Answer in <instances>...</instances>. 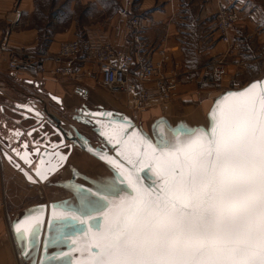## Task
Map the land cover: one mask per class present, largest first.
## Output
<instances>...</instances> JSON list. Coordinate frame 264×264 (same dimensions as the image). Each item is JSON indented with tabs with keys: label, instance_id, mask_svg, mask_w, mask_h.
<instances>
[{
	"label": "crops",
	"instance_id": "1",
	"mask_svg": "<svg viewBox=\"0 0 264 264\" xmlns=\"http://www.w3.org/2000/svg\"><path fill=\"white\" fill-rule=\"evenodd\" d=\"M218 2L232 6L240 15L239 24L230 32L234 50L228 59L226 76L221 81H216L208 69L213 60L229 49L215 32ZM136 17L142 18L146 25L148 49L144 59L158 61L159 55L154 50L162 48L170 56V62L164 68L165 75L170 76L176 67L180 80L179 97L172 104L136 112L130 106L132 93L126 95L123 92L117 99L110 97L100 88V75L91 65L81 67L79 64L78 71L71 78L53 74L56 69L53 58L60 46L77 39L106 42L118 50L133 53L130 21ZM4 45L8 51L0 54V200L4 205L0 209V264H19L8 217L11 224L24 220L26 215H35L28 210L38 206H43V213L46 208L42 240L49 234L52 245L53 242L58 244L60 252L65 253L56 260L75 264L81 253L70 251L73 241L86 242V232L95 230L92 225L101 220L96 213L90 214L92 219L81 216L78 190L93 187L99 178L113 175L114 171L87 153L77 143L80 140L75 138L72 141L51 125V134L57 137L51 142H57L56 149L68 159L63 169L47 180H39L34 169L24 164L12 149L23 141L32 149L31 143L39 138L45 143L47 134L43 130L41 134L34 132L38 117L42 116L41 108L59 112L62 118L58 117L61 124L57 126H67L65 129L70 135L82 137L83 146L92 149L103 148V141L99 137L101 142L94 143L78 130L79 126H84L96 134L92 126L82 123L81 109L106 110L115 116L122 115L135 130H142L154 143L160 132H167V128H154L153 122L161 117L173 127L178 122L192 127H208L218 97L222 100L227 91H235L264 77V66L258 55L264 45V0H0V47ZM10 61L18 65L14 74L9 70ZM133 75L134 70L132 80ZM52 97L59 99L60 103ZM25 105L28 107H23ZM29 107L32 111L28 110ZM121 107L129 108L133 113ZM17 129L22 132L19 137L15 135ZM30 131L33 132L31 138L28 137ZM45 149L41 146L40 151ZM15 164L20 168L17 169ZM98 166L106 171L100 174L95 169ZM25 172L36 182L29 181ZM148 172L143 178L154 187L149 183ZM116 183L127 192L131 191L126 183L120 184L119 180ZM49 193L55 198L40 202L43 197H49ZM51 211V221L55 222L49 224ZM54 211L56 216H53ZM82 220L86 222L82 223ZM31 223V219L24 221L21 229L30 227ZM34 236L19 239L30 264L35 258L38 264L42 253L41 245L37 257H34L32 250L35 247L31 248Z\"/></svg>",
	"mask_w": 264,
	"mask_h": 264
},
{
	"label": "snow or ice",
	"instance_id": "2",
	"mask_svg": "<svg viewBox=\"0 0 264 264\" xmlns=\"http://www.w3.org/2000/svg\"><path fill=\"white\" fill-rule=\"evenodd\" d=\"M79 112L85 122L86 116L114 120L109 112ZM122 119L115 136L104 130L103 119L96 121L108 143L115 142L116 156L102 149L89 151L107 161L114 174L78 190L81 216L92 219L90 214L96 213L102 223L97 220L95 230L86 232V242L73 241L70 251L81 253L75 264H264V79L229 90L222 100L218 97L208 127L183 122L173 127L159 118L154 128L167 132H160L155 143ZM124 125L133 129L130 134ZM15 135H21L18 129ZM12 151L39 180H47L67 159L63 153L45 150L34 165L27 151ZM33 151L40 155L39 147ZM52 155L55 164L44 160ZM45 164L50 166L42 169ZM145 166L158 177L157 187L140 183L138 173ZM117 180L131 191L120 188ZM28 211L35 215L12 225L18 239L34 236L43 222V206ZM30 219V227L22 230L21 224ZM21 254L27 252L22 249Z\"/></svg>",
	"mask_w": 264,
	"mask_h": 264
},
{
	"label": "built area",
	"instance_id": "3",
	"mask_svg": "<svg viewBox=\"0 0 264 264\" xmlns=\"http://www.w3.org/2000/svg\"><path fill=\"white\" fill-rule=\"evenodd\" d=\"M215 32L228 51L219 58L213 60L208 69L216 81H221L226 76L228 59L234 50L230 32L239 24L240 15L238 10L224 2H218L216 9ZM254 19V18H253ZM134 52L129 53L116 49L109 43H94L86 39H77L63 43L53 61L56 69L55 76L71 78L81 67L91 65L96 67L101 85L111 93L131 92V108L136 112H146L148 109L158 106L167 107L179 97L180 80L176 74V67L170 76H166L164 68L170 62V56L165 49L158 48L154 52L159 55V60L153 62L144 59L148 49L145 40L146 25L142 18L136 17L130 21ZM4 45L0 47V54L7 52ZM259 60L264 66V45L258 51ZM9 70L14 74L18 65L14 61L9 62ZM134 70V80L131 79ZM4 205L0 201V209ZM12 231V224L8 217ZM17 254L19 264H28L23 261L14 237L11 239Z\"/></svg>",
	"mask_w": 264,
	"mask_h": 264
},
{
	"label": "water",
	"instance_id": "4",
	"mask_svg": "<svg viewBox=\"0 0 264 264\" xmlns=\"http://www.w3.org/2000/svg\"><path fill=\"white\" fill-rule=\"evenodd\" d=\"M263 79H264V77H263ZM52 99H53L55 102H59V103H60L59 99H57V98L54 99V97H52ZM87 111H88V110H87ZM98 111H103V112H109V113H112V114H113V117H114V120H113L112 118H109V117H103V118H101V117H99V116H86L87 122H85V119L83 118L82 123H83L84 125L87 124V125L92 126V127L94 128V129H93L94 132H95V133H96V134L102 139V141H103V143H104V144H103V148H98V149H102L104 152H107V154H108L109 156L115 157V156H116V153H115V151H114L115 142L113 141V143H108L106 136H102V135L100 134L99 126L96 124V121H97L98 119H103L104 122H105V124H106V127H105L104 130H105L106 132H108L109 134L115 136V135H119V134H120V128H121V125H123V119H122V118H124V117H123L122 115H117V116H115L116 114L113 113V112H111V111H106V110H98ZM98 111H88V112L96 113V112H98ZM81 114H82V113H81ZM82 115H84V114H82ZM51 119H52V121H53L54 123H56L57 125H60V124H61L60 120L57 119L56 117L51 116ZM110 120H112L111 123H109ZM130 124L133 126V124H132L131 122H130ZM133 127H134V126H133ZM40 128H42V129H41V130H40V129H35L34 132H38L39 134H41V133H42L41 131L44 130V125H41ZM124 128L129 132V134L131 133V130H132V129L127 128V125H124ZM57 132H58V131H57ZM29 133L32 134L33 132L30 131ZM21 134H22V132H21ZM31 136H32V135H28V137H30V138H31ZM72 139H73V138H72ZM41 140H42V139L39 138L37 141H33V142L31 143V145H32V147H33L32 149L29 148V144H28L27 142H25V141H23V142L21 143V145H18V146L14 147V148L17 149V150H18L19 152H21V153H24L25 151H27V152L30 154V158L33 160V164H34V165L40 163V157L43 156L45 150H47V152L50 153V154H54L55 152H60L59 150L56 149V148L58 147L59 144L54 143V142H51L49 139H46V143H42V142H40ZM72 141H75V138H74ZM37 142H38V143H37ZM25 143L28 144V148H27V149L23 148V145H24ZM77 143H78V142H77ZM62 144H64V143L62 142ZM78 144H79V143H78ZM79 145H80L82 148H85L87 153H89V154H91L92 156L98 158L100 161H102V163L106 164L107 166H109V168H111V166L107 163V161L100 159L99 156L95 155L93 152H90V151H89V148H86L85 146H83V145H81V144H79ZM41 146H42V147H45L46 149H45L44 151H40V155H37V154L33 151V149H34L35 147H39V149H40ZM14 153L16 154V152H14ZM60 153H61V152H60ZM16 156H18V155L16 154ZM18 157H19V156H18ZM66 157H67V159H68V156H66ZM19 158H20V157H19ZM67 159H66L65 161H60L59 164H58L57 167H56V170L53 171V172H50V173L48 174V177L54 175L55 173H57L58 171H60L61 169H63L64 166H65V164H66ZM44 160H45V161L51 160L53 164L56 163V158H55L54 155H52V156H48V157H44ZM22 162L24 163L23 160H22ZM24 164H25V163H24ZM26 165H27V164H26ZM28 166H29V165H28ZM48 166H50V165H47V164H45V165H41L42 169L45 168V167H48ZM148 170L151 171L153 174H155V173H154L149 167H147V166H145V167L142 169V171H141L140 173H138L139 178H140V183L143 184L145 187H149V186H150L149 184H147L146 180L143 178V174H146V171H148ZM34 172H35V171H34ZM42 181H43V180H42ZM44 210H45L44 213H43L42 216L40 217L41 220H42L43 222H42V224L40 225L39 230L37 231L35 241H32V245H31V248H32V249H33V247H35V248L32 250V251H33V254H34V257H37V255H38V248H39V246L42 245L41 259H40V261H39L38 264H41V262H42V264H44V249H45V248H48L47 245H46V244H47V235H48V234L44 237V240H42V236H43V232H44V228H45V222H46V208H44ZM51 210H52V208H51ZM49 217H50V218H49L48 221H51V218H52V211H51V214H50ZM13 223H14V222H12V225H13ZM49 224H50V222H49ZM12 231H13V237H14V240H15V242H16V244H17V247H18V250H19V252H20V254H21V251H22V245H21V242H20V240L16 237L13 227H12ZM32 246H33V247H32ZM31 255H32V252H31ZM21 257H22V259H23L24 262H26V263L29 264L28 259H25V256H24V255L21 254ZM35 259H36V258H35ZM35 259H34L35 262H33V264H36V263H37Z\"/></svg>",
	"mask_w": 264,
	"mask_h": 264
},
{
	"label": "rangeland",
	"instance_id": "5",
	"mask_svg": "<svg viewBox=\"0 0 264 264\" xmlns=\"http://www.w3.org/2000/svg\"><path fill=\"white\" fill-rule=\"evenodd\" d=\"M99 86H100V88L101 89H103L108 95H110V97H113V98H115V99H117L120 95H118L119 93H111V92H109L108 90H106L102 85H101V82H100V84H99ZM125 94L127 95V92H125ZM114 103L116 104V102L114 101ZM123 110H125L126 112H128V113H133L132 112V110L131 109H127V108H124V107H121ZM41 114H42V116H39L38 118H39V123H38V125H35L34 127H36L35 129H42V128H40V126L41 125H45L44 126V130H43V132L44 133H46L47 135L45 136V143H46V139H49L50 141H54L57 137L56 136H54V135H52L51 133H52V131H51V125L52 126H54V127H57V128H59L63 133H64V135L66 136V137H71V139L73 138H77V140H80L78 143L79 144H81V145H85V141L84 140H81L80 138H82V137H80V136H75V135H70L69 134V132L65 129L67 126H61V127H59V126H57V124L56 123H54L53 121H52V119H51V116H54V117H56L57 119H59V118H62V116L60 115V113L59 112H57L55 109L53 110H51L50 109V111L51 112H49V111H47V110H43V108H41ZM49 110V109H48ZM146 114H144V116H145ZM61 116V117H60ZM59 117V118H58ZM40 118L42 119V120H40ZM141 119H143V115H142V117H141ZM146 119V118H145ZM44 120V121H43ZM79 129V131L81 132V133H83V134H85V135H87L89 138H91L92 139V141L94 142V143H96L97 141H99L100 140V142H101V139L99 138V136L97 135V134H94L92 131H90L88 128H86V127H84V126H79L78 127ZM42 132V131H41ZM42 132V133H43ZM80 135V134H79ZM74 136V137H73ZM72 139V140H73ZM42 141V140H41ZM55 143V142H54ZM57 143V142H56ZM102 144H104V143H102ZM97 171H100V174H102V172L103 171H106L105 169L106 168H104V169H101V167H96L95 168ZM148 175H149V183H151L154 187H157L158 186V183H159V179H158V177L155 175V174H153L151 171H149L148 173H147ZM156 181V182H155ZM157 184V185H156ZM156 185V186H155ZM52 191V190H51ZM48 196L49 197H47V196H45V197H43V200L42 199H40V202L41 201H47L48 199H50V201L51 200H53V198H55V195H53V194H51V193H49L48 194ZM1 201V200H0ZM2 203H3V201H1ZM5 213H6V211H5ZM32 214H34V213H32ZM6 215H7V213H6ZM30 216H31V214H30ZM36 234V233H35ZM50 235L48 234L47 235V247L48 248H45L44 249V264H69V261H67V262H65L63 259H61V261H57L56 260V258H57V256H59V255H57V253H60V246L58 245V244H55L54 242H53V245H52V238L51 237H49ZM52 237H54V236H52ZM35 239H36V235L33 237V240L32 241H35ZM81 258V256H79V257H77L76 259H75V261L76 260H78V259H80ZM29 262V261H28ZM29 264H30V262H29Z\"/></svg>",
	"mask_w": 264,
	"mask_h": 264
},
{
	"label": "bare ground",
	"instance_id": "6",
	"mask_svg": "<svg viewBox=\"0 0 264 264\" xmlns=\"http://www.w3.org/2000/svg\"><path fill=\"white\" fill-rule=\"evenodd\" d=\"M7 159L9 160V158H8V157H7ZM8 160H7V161H8ZM11 161H12V159H11ZM15 165H16V164H15ZM17 169H18V168H17ZM20 170H21V169H20ZM53 177H54V176H53ZM155 182H156V181H155ZM156 185H157V184H156ZM156 185H155V186H156ZM29 241H30V240H29ZM30 249H31V248H30Z\"/></svg>",
	"mask_w": 264,
	"mask_h": 264
}]
</instances>
